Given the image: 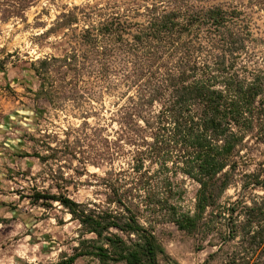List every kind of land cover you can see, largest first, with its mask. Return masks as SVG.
Wrapping results in <instances>:
<instances>
[{
	"label": "trees",
	"instance_id": "16d2710c",
	"mask_svg": "<svg viewBox=\"0 0 264 264\" xmlns=\"http://www.w3.org/2000/svg\"><path fill=\"white\" fill-rule=\"evenodd\" d=\"M36 1L15 0L10 13L23 17ZM254 10L264 13V0H106L63 11L45 32L62 33L65 49L39 60L36 74L44 88L57 74V102L72 96L84 122L73 141L66 133L57 147L45 145L49 153L32 156L49 164L82 155L87 139L107 133L91 161L108 166L99 176L101 197L81 202L62 185L30 196L35 204L57 202L80 226L74 254L56 264L80 257L162 264L170 257L159 222L204 239L222 232L217 218L226 220V241H236L227 264H264V193H250L264 192V161L244 174L240 196L222 203L237 182L247 134H264V59H253ZM106 95L115 101L102 105L105 122L91 126L81 99ZM179 175L199 185L193 211L180 205Z\"/></svg>",
	"mask_w": 264,
	"mask_h": 264
},
{
	"label": "rangeland",
	"instance_id": "374dc122",
	"mask_svg": "<svg viewBox=\"0 0 264 264\" xmlns=\"http://www.w3.org/2000/svg\"><path fill=\"white\" fill-rule=\"evenodd\" d=\"M14 1L0 0V264H56L74 254L80 226L57 202L44 206L31 202L30 196L35 189L57 193V185H62L72 198L81 202L101 197L97 195L102 189L98 185L99 176L104 175L108 166L104 162L97 166L91 161L93 151H102V138L107 133L87 139L82 155L70 154L49 164L32 156L35 151L49 153L45 145L57 147V137L65 139L66 133L73 141L75 131L84 122L72 96L60 99V104L57 102V74L44 88L35 64L40 66L39 60L63 53L62 33L45 35L63 11L106 0H37L23 17L10 13L9 5ZM263 14L256 10L250 13L253 59L259 62L264 59ZM43 88L53 93L49 96L41 92ZM113 101L115 98L109 95L99 101H90L84 96L81 104L84 111L90 113L88 123L91 126L103 124L102 105L108 108ZM25 153L31 156H21ZM83 157L87 160H81ZM237 160V182L226 191L223 205L240 196L244 174L255 171L264 161V134L258 130L248 133ZM178 181L185 189L180 205L193 211L199 185L182 175ZM250 193L262 195L264 192L258 188ZM215 221L222 232H214L204 239L180 230L172 222H159L156 232L170 257L162 264H205L207 260L208 264H227L236 241H226L223 228L226 220L217 218ZM215 252L217 255L211 257ZM74 264L100 263L92 257H80Z\"/></svg>",
	"mask_w": 264,
	"mask_h": 264
}]
</instances>
